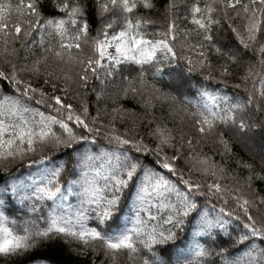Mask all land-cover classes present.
<instances>
[{"label":"snow or ice","instance_id":"1","mask_svg":"<svg viewBox=\"0 0 264 264\" xmlns=\"http://www.w3.org/2000/svg\"><path fill=\"white\" fill-rule=\"evenodd\" d=\"M138 2L155 7L151 0H0V82L11 90L0 94V208L17 200L44 224L26 221L17 231L0 212V255L59 239L78 256L90 250V264H116L121 255L131 264H169L165 256H174L171 264H264V187L254 185L264 182V167L238 161L241 175L202 150L211 140L223 160L232 154L227 132L251 130L244 113L264 116V0H193L179 53L174 18L151 38L152 21L133 17ZM174 8L169 0L165 12ZM117 11L118 31L105 19ZM179 62L173 92L147 81L146 66L155 78L166 67L171 76ZM126 64L136 76L123 75ZM233 65L241 70L231 87L244 99L221 91ZM197 72L220 88L191 85ZM185 85L196 99L184 94ZM109 87L115 95L148 93L143 134L135 122L126 126L122 107L90 108L89 91L99 102ZM153 97L170 106L171 125L155 119ZM19 168L29 170L26 180L13 171ZM233 222L235 236L227 230ZM181 233L185 249L173 251ZM225 243L244 245L242 254L229 259Z\"/></svg>","mask_w":264,"mask_h":264},{"label":"trees","instance_id":"2","mask_svg":"<svg viewBox=\"0 0 264 264\" xmlns=\"http://www.w3.org/2000/svg\"><path fill=\"white\" fill-rule=\"evenodd\" d=\"M15 2L16 0H13V3ZM151 2L155 5V7L152 9H145L138 2V6L134 10L133 17L140 16L144 19L152 21L146 26V30L150 34L151 38H155L151 35L154 33V31L164 30L167 26L168 19L174 18L177 29L180 33L179 39L177 41V51L179 53L181 51V44L183 43L184 39L183 31L184 29L191 27V25L185 19V16L187 14V7L193 2V0H172V2L175 4V8L170 12H165V6L169 3V0H151ZM201 2H203V0H201ZM45 3H48V0H45ZM94 19V15L93 17H90V25L93 34L95 33V29L99 24L98 20L96 23H92V20ZM105 19H111L115 21L114 30L116 31L119 30L120 26L123 23L122 14H120L118 11L107 14ZM223 38L225 42H230L233 44L235 43L234 37H232L229 32L223 33ZM191 39L192 41H195L196 39H198V36L193 33ZM250 58V54L244 57L245 60ZM212 59L214 69L219 63V60L215 57H213ZM179 63L181 67L176 69L171 76L169 75L170 69L166 67L163 77L157 76L155 78H153L152 75L154 69L146 66L148 72V75L146 77L147 81L149 83L155 84V86L157 88H160L161 91L173 92L176 87V81L174 80V77L176 76V73L182 71L183 69V62ZM122 67L124 69L123 75H129L130 77L136 76L135 65L126 64ZM232 70L234 72V75L233 77L229 78L228 87L221 88V91L227 93L230 97L244 99L246 98V93L244 91L233 89L231 87L232 83L236 82L235 74H238L241 69L233 65ZM212 75L218 76L215 70H213ZM189 79L191 81V85H196L197 82H199L200 84L209 85L210 91H215L217 88H220L217 83H213L211 81H203L202 76L198 72L193 73ZM117 82H119V78ZM96 83L97 82L93 81V84L90 87H95ZM10 91L11 90L6 83L0 82V94H9ZM116 91L117 89L113 87L107 88L105 90V95L99 102L96 101L95 93L89 91L87 100L89 102L90 108L94 110L95 107L99 106L101 108L107 107L108 109H110L113 106H119L123 109L128 110L127 113L132 114L138 120H141L145 112L144 105L148 97V93H129L127 96H122L115 95L114 93H116ZM182 91L185 95H188L192 99H196L198 96L195 88L189 85H185ZM150 102L154 105V108L150 109V111L154 114L155 119L157 121L168 122L171 125L173 117L169 115L170 106L167 103H162L161 101L156 100L154 97ZM73 103L77 102L73 101ZM244 118L251 125V130L246 135L239 133L236 129H232L231 131L227 132V138L229 139L232 147V154L230 156H226L222 160V158L214 151L215 149L219 148V145L214 144L211 140L202 142V150L205 153L213 156L214 159L218 162L223 163L224 161H226V167L229 170H236L241 175L246 174V170L243 168H237L238 161L253 163L256 166L257 171H259L261 167H264V164H262L260 160V154L262 148H264V127H262V125H264V116L255 114L254 112L246 111L244 113ZM117 123L118 126L123 127V125H119V122ZM125 124L128 127L132 126V123L130 124L125 122ZM13 171L20 179L26 180L28 177L29 170L26 168L14 169ZM69 178L70 177L68 175L65 176V180ZM5 179L6 174L0 173V183H3ZM254 185L256 187H264V182L255 181ZM0 212L8 216L10 221H16L15 225L10 224L9 226L13 227L14 230L17 231L23 228L26 221L34 222L35 226H44L43 222L39 219L41 213H29L27 204L22 206L19 201L14 199L11 200V202L6 203L5 207L0 208ZM227 230L228 233L235 236L237 234L236 223L233 222L229 224L227 226ZM184 235V233L180 234L176 247L173 249V251L185 249ZM224 239H227V237H224ZM201 243L206 247H212V245L208 243L207 239H201ZM256 243L259 244V241H256ZM222 246L228 248L229 259L240 256L244 249V245L233 246L225 243ZM260 246L264 247V245ZM72 247H77V245H72ZM166 247L172 248L171 245ZM141 254L147 255V253L143 252V250H141ZM101 256L102 253L100 256H97V260H99ZM164 258L166 260H169V264H171V259H174V256L171 258L165 256ZM214 259L217 261L219 260L218 257H215ZM90 262V250L87 256H78L70 250V247L67 244L59 239L41 242L37 244L35 248L23 255L11 257L0 255V264H90ZM104 264H110V261L105 259ZM116 264H131V261L127 259L126 255H121L118 257Z\"/></svg>","mask_w":264,"mask_h":264},{"label":"rangeland","instance_id":"3","mask_svg":"<svg viewBox=\"0 0 264 264\" xmlns=\"http://www.w3.org/2000/svg\"><path fill=\"white\" fill-rule=\"evenodd\" d=\"M213 70H215V68L213 69ZM132 113V112H131ZM125 122L126 123H133V122H135L136 123V125H137V127H138V129H139V132L141 133V134H143L144 132L143 131H146V129H145V127H144V123L142 122V120H138L136 117H134L132 114H130V113H126L125 114Z\"/></svg>","mask_w":264,"mask_h":264}]
</instances>
